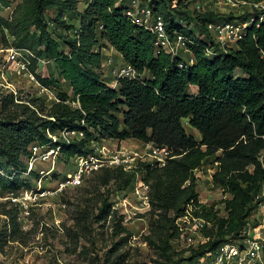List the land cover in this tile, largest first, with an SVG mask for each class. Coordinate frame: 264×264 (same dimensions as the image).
Wrapping results in <instances>:
<instances>
[{"label": "trees", "instance_id": "16d2710c", "mask_svg": "<svg viewBox=\"0 0 264 264\" xmlns=\"http://www.w3.org/2000/svg\"><path fill=\"white\" fill-rule=\"evenodd\" d=\"M127 1L20 0L12 16L0 19L1 30L14 36V41L5 39L4 44L29 47L40 57L53 59L56 72L38 73V77L53 86L68 83L79 101L78 106L71 105L67 102L70 93L59 89L62 101L52 104L38 95H29V102L16 101L13 93L1 95L0 168L5 174L0 172V189L8 196L11 191L33 188L38 168L26 173L28 163L22 156L31 154L35 142L53 141V135L57 136L53 143L62 144L58 158L66 162L94 151V137L136 138L166 145L171 158L164 166L142 162L138 168L146 170L152 210L158 211L159 226L166 229L167 245L178 236L175 219L188 204L198 206L195 213L211 222L210 239L192 248L188 257L200 255L242 237L248 218L263 199L256 196L264 184V165L259 160L264 150V59L260 56L264 22L222 55H207L204 41L192 45L194 63L182 67V55L155 51L153 33L126 15ZM168 1L172 0L149 2L163 12L169 28L184 31L175 11L165 13ZM0 2L9 5L10 1ZM48 10L57 11L63 23L68 14H79L78 27L66 23L65 32L55 36L46 18ZM105 44L132 64L138 77H120L116 86L107 83L97 70L104 51L96 46ZM239 70L244 74H238ZM185 121L199 130L200 140L187 130ZM65 128L83 135L66 138L59 133ZM219 150L222 154L213 183L230 195L223 199L226 215H220L214 205L201 203L196 189L195 169ZM103 168L98 182L106 193L98 199L99 220L115 211L108 198L111 180L128 185L137 170ZM184 258H176L174 264Z\"/></svg>", "mask_w": 264, "mask_h": 264}, {"label": "rangeland", "instance_id": "374dc122", "mask_svg": "<svg viewBox=\"0 0 264 264\" xmlns=\"http://www.w3.org/2000/svg\"><path fill=\"white\" fill-rule=\"evenodd\" d=\"M9 1V5L0 2V19L12 16V11L20 0ZM82 8L83 3L80 4V9ZM170 11H179L173 0L166 5L165 13ZM57 13L52 10L46 12L50 30L55 36L59 32H65L66 23L78 27L79 14H68L66 18H62L63 23L57 19ZM5 39L11 42L14 41V36L0 28V44H4ZM96 48L104 51L97 70L107 83L116 86L120 67L125 63L123 56L109 44L102 47L97 45ZM185 55L188 56L189 53ZM36 68L42 76L56 72L51 58L37 63ZM238 74L244 72L239 70ZM13 81L23 97L29 91L34 92V86L28 79L19 77ZM55 85L57 90L68 91L73 98L68 83ZM196 90L197 87H193V91ZM3 94L5 92L0 91V115ZM185 124L187 130L200 140L199 130L190 126L187 121ZM67 135L74 136L77 132H68ZM91 146L112 154L122 151L126 153V157L136 151L141 155L137 157L144 159L138 165H134L135 160L129 162L131 169L126 171L137 169L130 184L120 185L119 180L115 179L109 183L108 198L115 211L107 218H97V207L101 205L98 199L106 193V187L98 182V175H102L105 168L90 173L78 186H66L55 191L64 176L73 171L76 162L72 159L69 162L57 159V154L53 153L39 162V177L32 181L33 188H29L30 192L35 190L32 197L29 195V199L36 197L35 201H29V196L24 194L20 195L16 205V202L6 200L7 192L0 189V264H174L176 258L191 254L190 246L180 236L170 239L169 245L165 243L166 229L160 228L159 213L152 210L150 188H147L145 180L146 170L138 168L142 162L150 164L157 155H161L159 150H155L157 144H147L136 138L120 140L94 137ZM221 154L222 151L219 150L216 154L207 156L195 169L196 189L201 203L208 207L214 205L220 215H226L228 212L223 199L230 195L224 194L213 183V173ZM29 156L23 155L22 161L28 163ZM0 171L3 170L0 168ZM40 189L46 190V194L38 193ZM248 221L247 225L252 228H258L264 223V207L259 205L254 209ZM210 225L211 223L207 226L209 229L196 230V237L202 232L205 235L207 232L211 233Z\"/></svg>", "mask_w": 264, "mask_h": 264}, {"label": "built area", "instance_id": "2783aa9c", "mask_svg": "<svg viewBox=\"0 0 264 264\" xmlns=\"http://www.w3.org/2000/svg\"><path fill=\"white\" fill-rule=\"evenodd\" d=\"M142 0H128L125 13L131 20L154 35L155 51L157 53L166 52L173 56L182 55L185 57L179 65L187 67L194 63L192 45L200 41L205 43V51L209 56L222 55L228 53L231 48L238 47V43L246 37L252 27H260L264 22V0H173L174 6L178 8L176 21L184 27V31L178 28H169L165 15L160 10L153 7L150 2ZM13 12V11H12ZM185 29L191 30L190 33ZM255 37V36H254ZM256 38V37H255ZM185 53H189L188 56ZM260 56L264 59V47H260ZM45 61L34 50L29 47H19L12 44H0V91L5 94L13 93L16 101L29 102V95H38L45 98L48 104L62 101L59 90L53 85L43 83L38 77L36 64ZM138 77L136 68L125 62L120 67V77ZM24 77L34 86V92H27L23 97L18 92V87L13 79ZM68 103L74 106L79 105V101L69 98ZM54 119V117H52ZM68 132H77L75 136H82L83 132L76 130L68 131L67 128L60 130L66 138ZM54 140L57 136L53 135ZM53 141L42 144L35 142L31 145V154L28 158V173L40 164L39 162L50 157L51 154L60 153L62 144L55 145ZM145 142V141H144ZM146 143V142H145ZM150 142H147L149 144ZM152 143V142H151ZM161 155H157L153 166H164L171 151L166 145H158L157 149ZM126 153L117 151L108 153L103 149L84 154L76 155L72 158L75 166L71 173L62 179L55 191L62 190L66 186H78L84 179L95 170L106 166H122L125 170L131 169L130 161L135 160L134 165H138L144 159L139 152ZM259 160L264 165V150L259 154ZM4 174L3 171H0ZM147 182V181H146ZM150 188L149 182L146 184ZM33 190V189H32ZM149 190V189H147ZM35 191V190H34ZM34 191L29 189L20 190L18 193L11 191L7 198L18 201L20 195H33ZM40 194H46V190H38ZM37 193V194H38ZM36 194V193H35ZM36 194V195H37ZM263 197L260 202L264 207V184L260 188L256 198ZM29 201H35L29 199ZM198 206L189 204L188 207L176 218L178 236L186 240L190 248H198L206 243L209 235L203 232L196 237L195 231H203L211 223L209 220L196 214ZM258 219L260 217L258 216ZM249 224V221H247ZM246 224L242 231V237L226 240L214 250H207L200 255L184 258L179 264H264V223L258 228H252Z\"/></svg>", "mask_w": 264, "mask_h": 264}, {"label": "crops", "instance_id": "0c3cea01", "mask_svg": "<svg viewBox=\"0 0 264 264\" xmlns=\"http://www.w3.org/2000/svg\"><path fill=\"white\" fill-rule=\"evenodd\" d=\"M137 140H139V139H137ZM141 141V140H140ZM142 142H144V141H142Z\"/></svg>", "mask_w": 264, "mask_h": 264}]
</instances>
